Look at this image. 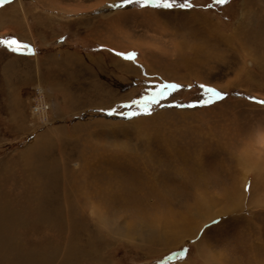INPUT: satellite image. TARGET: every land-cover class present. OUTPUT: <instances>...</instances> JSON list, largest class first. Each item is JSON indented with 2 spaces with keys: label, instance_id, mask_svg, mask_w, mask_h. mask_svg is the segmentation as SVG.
I'll use <instances>...</instances> for the list:
<instances>
[{
  "label": "rangeland",
  "instance_id": "374dc122",
  "mask_svg": "<svg viewBox=\"0 0 264 264\" xmlns=\"http://www.w3.org/2000/svg\"><path fill=\"white\" fill-rule=\"evenodd\" d=\"M190 3L0 6V264H264V0Z\"/></svg>",
  "mask_w": 264,
  "mask_h": 264
},
{
  "label": "snow or ice",
  "instance_id": "6c2138e0",
  "mask_svg": "<svg viewBox=\"0 0 264 264\" xmlns=\"http://www.w3.org/2000/svg\"><path fill=\"white\" fill-rule=\"evenodd\" d=\"M10 2V0H0V6L3 4ZM230 0H212V3L207 5L208 8H212L215 5H225L229 3ZM136 3L140 7H154V8H163V9H172V8H181V9H191L193 5L190 3V0H185L183 3H176L175 0H124V4L116 5V7H123L127 4ZM0 45L5 46L6 48L10 49L13 52L19 53L23 49L27 48V45H24L18 42L16 39H7V40H0ZM125 59L133 60L135 58V54L131 55H124ZM179 85L175 84H164L159 86V91L154 93L151 97H146L141 101H133L134 104L142 107L144 109L145 114H150L148 111L149 105L152 103H157L159 99L164 98L168 95L171 90H175L179 88ZM201 88L207 95V99L203 101V104H209L214 99H222L223 94L219 93L216 89L206 87L201 85ZM254 99V98H251ZM260 105L264 106V101H255ZM131 105H129L130 107ZM194 105H188V107H193ZM130 115H136V113H130ZM183 256V253L181 254Z\"/></svg>",
  "mask_w": 264,
  "mask_h": 264
},
{
  "label": "crops",
  "instance_id": "0c3cea01",
  "mask_svg": "<svg viewBox=\"0 0 264 264\" xmlns=\"http://www.w3.org/2000/svg\"><path fill=\"white\" fill-rule=\"evenodd\" d=\"M19 16V17H18ZM18 19L19 24L22 22V16L20 14L17 15L16 11H10L7 8L3 11H0V27L3 28L4 31L10 29V25L14 24L16 19ZM18 56H25V53H14ZM21 58H15L12 56H8V59L6 60L5 65L3 66V73L2 76H0V91H4L7 93H10L7 96V104L3 105V103H0V108L5 107L8 109H12L14 107L13 103L16 98L12 93H15L17 91H20L21 88L19 87L18 83H15V75L18 73H21V68L18 67V64L20 62ZM2 104V105H1Z\"/></svg>",
  "mask_w": 264,
  "mask_h": 264
},
{
  "label": "built area",
  "instance_id": "2783aa9c",
  "mask_svg": "<svg viewBox=\"0 0 264 264\" xmlns=\"http://www.w3.org/2000/svg\"><path fill=\"white\" fill-rule=\"evenodd\" d=\"M50 109L49 105L45 101L44 97H39V91L38 96L34 100V104L32 106L33 113L38 116L44 115L48 110Z\"/></svg>",
  "mask_w": 264,
  "mask_h": 264
},
{
  "label": "bare ground",
  "instance_id": "6f19581e",
  "mask_svg": "<svg viewBox=\"0 0 264 264\" xmlns=\"http://www.w3.org/2000/svg\"><path fill=\"white\" fill-rule=\"evenodd\" d=\"M140 61V60H139ZM138 63H140V62H138V60H136L135 62H134V64H138ZM143 64V63H142ZM150 65V64H149ZM151 67H152V65H150ZM149 66V67H150ZM148 68V67H147ZM40 92V91H39ZM40 94V93H39ZM40 95H43V94H40Z\"/></svg>",
  "mask_w": 264,
  "mask_h": 264
}]
</instances>
